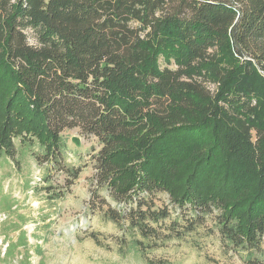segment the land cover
<instances>
[{
  "label": "trees",
  "instance_id": "obj_1",
  "mask_svg": "<svg viewBox=\"0 0 264 264\" xmlns=\"http://www.w3.org/2000/svg\"><path fill=\"white\" fill-rule=\"evenodd\" d=\"M71 129L96 139L95 196L126 205L106 215L132 249L171 216L166 192L188 232L215 215L264 264V0H0V160L30 154L62 200L82 173ZM4 236L6 259L28 247Z\"/></svg>",
  "mask_w": 264,
  "mask_h": 264
},
{
  "label": "rangeland",
  "instance_id": "obj_2",
  "mask_svg": "<svg viewBox=\"0 0 264 264\" xmlns=\"http://www.w3.org/2000/svg\"><path fill=\"white\" fill-rule=\"evenodd\" d=\"M64 137L67 162L81 167L82 173L62 200L47 198L44 177L48 171L30 154L19 152V163L8 156L0 160V264H252L248 254L224 245L215 215L188 232L184 220L191 215L175 207L166 192L157 194L155 209H167L171 216L151 224L157 228L155 239L137 235L144 241L142 249L148 244L153 247L132 249L134 236L128 231V221L114 223L106 215L108 208L126 209V205L114 201L106 189L100 191L99 199L95 196L91 180L96 170L91 157L93 149H98L96 139L82 135L79 129L67 130ZM52 176L53 183L61 187L65 176L56 170ZM176 220L179 226L174 227ZM23 232L28 247L20 246L6 259L10 241L4 234L16 241Z\"/></svg>",
  "mask_w": 264,
  "mask_h": 264
}]
</instances>
